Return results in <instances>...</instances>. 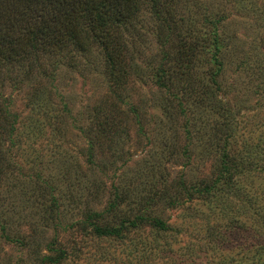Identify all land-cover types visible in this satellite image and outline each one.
I'll use <instances>...</instances> for the list:
<instances>
[{
    "label": "rangeland",
    "instance_id": "374dc122",
    "mask_svg": "<svg viewBox=\"0 0 264 264\" xmlns=\"http://www.w3.org/2000/svg\"><path fill=\"white\" fill-rule=\"evenodd\" d=\"M171 5L177 23L193 31L201 28L206 14L226 15L218 24L225 57L223 87L217 91L224 104L220 112L211 110L208 99L205 108L202 104L203 90L211 84L204 70L213 62L193 71L196 83L187 95L185 114L179 105L164 112L163 99L171 93L158 88L153 72L174 63L162 59L168 49L159 38L163 22L147 4L123 35L132 73L123 88L125 102L117 101L104 52L91 40L79 51L41 54L3 73L2 99L17 122L14 132H0V150L13 161L0 174V264H51L42 259L59 253L46 248L55 239V247L65 250L58 264H142L131 237L151 241L158 236L169 252L183 255L184 264H210L217 251L233 256L241 245L254 248L264 240L255 229L264 218L243 210L250 204L247 194L262 192L264 173L247 179L239 175L242 194L224 192L210 201L187 200L178 186L180 180L212 183L220 176V144L207 145L198 135L215 133L216 124L227 121L224 112L233 124L230 147L238 148L242 137L264 130V0H172ZM118 192L127 199L107 212ZM52 196L59 202L54 222L44 219ZM172 199L179 203L171 204ZM90 208L106 211L104 222L112 225L144 210L172 229L144 226L125 240L99 238L90 225L81 227ZM157 254L154 261L167 264L166 256Z\"/></svg>",
    "mask_w": 264,
    "mask_h": 264
},
{
    "label": "trees",
    "instance_id": "16d2710c",
    "mask_svg": "<svg viewBox=\"0 0 264 264\" xmlns=\"http://www.w3.org/2000/svg\"><path fill=\"white\" fill-rule=\"evenodd\" d=\"M171 3L172 0H0V82L5 77L3 73L6 70L24 65L26 61H31V58H37L48 52L53 54L65 50L79 51L85 48L86 40H91L104 52L110 80L117 86L114 91L117 101L125 102L123 88L132 73L122 50L123 35L129 26L134 25L139 11L144 4H147L163 22V30L159 33V38L168 49L164 51L162 59L174 63L172 67L161 64L153 72L158 88L171 93L169 98L163 99V103V100L161 101L164 112L169 114L171 108L179 105L181 114H185L184 104L185 101L188 102L187 95L189 90L194 89L193 84L196 83L194 75L197 71H193L199 65L212 62L213 65L204 70L211 84L203 90L202 97L205 101L202 104L204 108L209 104L212 106L211 110L220 112L219 109L224 104L223 100L218 98L217 91L223 87L220 77L225 67V57L221 58L222 47L218 24L226 18V15L216 17L206 14L201 28L193 31L188 25L180 26L177 23ZM180 19L185 21V18ZM180 24L183 25L181 22ZM184 28L186 29L183 30ZM208 28L209 32H207ZM178 87L180 91H176ZM2 98L3 94L0 90V132L4 134L9 130L12 133L16 130L17 115L11 113L9 105H6ZM131 109L137 116L140 114L135 108L131 107ZM224 113L227 121L216 124L215 133H202V125L198 130L201 132L199 138L206 139L207 145L220 144L221 174L212 183L187 184L185 180H180L178 182L180 195L185 196L187 200L201 198L210 201L214 195L224 192L229 195L242 194L243 186L239 175H245L247 179L252 175L264 173V130H258L261 133L258 136L242 137L238 148L237 145L230 147L235 143L232 134L233 124L229 120L231 116L227 112ZM213 123L215 124V121ZM221 130L222 136L228 134L226 138L219 136L218 132ZM2 140L3 138H0V146ZM232 148L237 151L232 153L230 151ZM8 156V152L6 154L4 150H0V174H3L13 163ZM260 189L262 192L257 190L258 193L251 197L247 194L246 198L250 204L248 206L244 204L243 210L247 211L249 208L257 213V218L260 214L264 218V206L260 203L262 200L264 203V188L260 186ZM155 194L158 195L157 192ZM163 197L165 192L159 198ZM125 198L127 199V196L118 192L106 211L118 209ZM149 200L153 201L155 197H149ZM178 201L179 199L170 202L175 205L179 203ZM58 205V198L52 196L48 207L45 208L48 211L45 220L54 222L58 218ZM141 207L145 209L147 205ZM106 211H95L90 208L87 213L88 221L82 223L81 227L87 228L90 225L96 237H113L116 240H125L133 229H141L144 226H152L159 232L172 229L165 220L157 215L145 214L144 210H141L142 213H137L133 219L125 217L119 224L112 225L104 222ZM259 220L255 222V225L257 224L255 229L257 235L261 237L260 234L264 235V219L262 223L261 219ZM157 237L151 241L142 237L129 239L130 246L139 254V263L158 264L154 261L158 258L157 251L160 257L166 256L163 258L168 260L167 264L185 263L186 259L183 255L169 252L165 243H159ZM55 241L48 243L46 248L50 252L59 253L55 256L44 255L42 259L44 263L58 264L65 258V250L55 247ZM254 246L251 248L241 245L238 249L240 252L233 256L217 251L210 264H264V240L258 241ZM133 255L135 256L131 251L130 258H133Z\"/></svg>",
    "mask_w": 264,
    "mask_h": 264
}]
</instances>
